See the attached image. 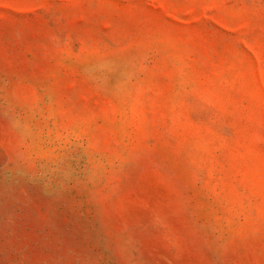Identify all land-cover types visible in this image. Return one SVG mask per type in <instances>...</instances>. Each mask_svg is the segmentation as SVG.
I'll return each mask as SVG.
<instances>
[{
	"label": "rangeland",
	"instance_id": "1",
	"mask_svg": "<svg viewBox=\"0 0 264 264\" xmlns=\"http://www.w3.org/2000/svg\"><path fill=\"white\" fill-rule=\"evenodd\" d=\"M0 264H264V0H0Z\"/></svg>",
	"mask_w": 264,
	"mask_h": 264
}]
</instances>
